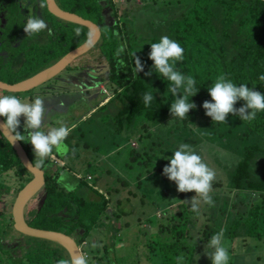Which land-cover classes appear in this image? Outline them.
<instances>
[{
    "label": "trees",
    "instance_id": "16d2710c",
    "mask_svg": "<svg viewBox=\"0 0 264 264\" xmlns=\"http://www.w3.org/2000/svg\"><path fill=\"white\" fill-rule=\"evenodd\" d=\"M60 1L62 10L93 21L102 28L97 44L100 55L109 66L106 76L111 84L113 96L99 109L97 108L98 111L102 113V110L108 109L114 101L118 100L121 107L117 109V112L110 114L119 127L122 126L123 120L120 118L122 115L127 118L128 124L139 119L142 122L141 126L145 124L156 126L169 119L174 124L172 126L174 133L188 129L186 135H191L190 139L194 138L193 141L196 143L197 135L194 129L199 128V132L209 143L236 156L237 163L229 173L227 181L229 190L249 193L251 196H257L258 200L256 202L252 200L245 218L234 219L227 226L223 242L227 241L225 244L230 251L236 248L235 244L239 239L241 241L263 240L264 111L257 113L256 118L250 122L229 114L223 124L212 122L211 118L205 115L202 104L205 101L211 102L208 88L220 75H224L237 86L246 84L247 87L264 95V81L259 80V76L264 75V0H141L144 6L150 5L151 11L161 14L155 21H148L141 39L132 29L134 25L137 29L136 22L131 21L132 24L129 19H125L124 24L127 25L130 22L132 32L129 26L120 29L118 20L111 27L105 26L102 7L99 3L101 0ZM108 1L110 4L111 0ZM111 6L115 12L112 3ZM113 15L115 17V13ZM63 23L66 26L63 28L62 51L58 54L47 51L51 62H45L37 69L31 70L27 77L47 69L61 56L63 57L85 42L88 33L86 28ZM74 27L81 29L79 37L75 35ZM130 33L133 35L130 36ZM162 36L175 40L184 49L183 59L175 62V69L186 76L193 77L196 81L195 89L198 91L196 95L189 97L190 102L195 104V108L190 110L187 118L183 120L172 117L170 114L169 107L174 97L167 91L168 82L152 70L153 62L148 59L150 44L158 42ZM120 45H124L125 50L120 57H116L115 53ZM136 57L143 65V71L139 73H136L134 68ZM118 59H122L126 67L118 66ZM149 72L152 74L146 75ZM146 92H153V102L147 107L142 99ZM180 94H183V89L180 90ZM243 104V101H237L234 107L239 109ZM94 115L89 117L90 121L94 122ZM97 121H99L98 124L105 122L102 119ZM111 131L115 134L119 133L113 129ZM111 131H109L110 134ZM8 147L10 148L9 145ZM51 157L56 160L58 158L60 161L57 160L58 163L54 164L50 160ZM64 158L66 156L60 158L55 151L53 156L46 158L45 166L50 169L52 175L47 176L42 193L35 195L28 202V207L34 206L35 211L27 224L37 229L61 232L73 239L75 237L78 246L88 243V246L81 251L82 254L87 255L88 264H91L93 260L94 264H124V261L119 260V257H122L120 253L112 252L116 250L115 247L111 250L107 246H102L100 251L98 247L92 248V244H89V235L95 229L94 225H96L95 231L107 228H104L102 224H108L111 217V212L108 211L109 200L101 195L99 200H96L95 191L88 185H82V182L78 181L64 166ZM16 163L19 164L18 159ZM21 168L25 170L22 165ZM60 172L64 179L69 176L73 180L72 185L76 179L78 188L75 189L77 187L75 186L74 190L61 195L60 189L63 188L56 186ZM30 180L31 175L24 185L26 186ZM89 193L94 196V199L88 198ZM43 196L45 198L41 205ZM94 201L99 202L98 207H94ZM110 210L112 211L111 208ZM176 215L178 218L172 225L160 226L159 224L158 230L151 236L153 241L147 243L149 244V260L153 264H177L175 258L181 253L184 254L183 264L192 262L193 245L185 248L181 243L188 231L187 212L184 210ZM3 255L8 254L5 251ZM12 259L10 264H56L60 259H69V255L64 248L53 242L24 237ZM137 263L139 264L138 261ZM0 264H2L1 260Z\"/></svg>",
    "mask_w": 264,
    "mask_h": 264
},
{
    "label": "rangeland",
    "instance_id": "374dc122",
    "mask_svg": "<svg viewBox=\"0 0 264 264\" xmlns=\"http://www.w3.org/2000/svg\"><path fill=\"white\" fill-rule=\"evenodd\" d=\"M111 1L120 29L129 26L132 32L131 21H134L137 29L135 25L132 29L137 32L140 39L148 21H155L161 15L151 11L150 5L144 6L141 0ZM125 19H129L132 24L129 22L125 25ZM132 35L133 33H130V36ZM48 48L46 46V49ZM98 49L96 44L72 61V64L57 78L42 87H36L31 94H28L30 96L18 97L22 101H31L36 96L44 99L47 111L42 131L59 127L58 122L71 128L64 141L68 147L63 161L64 166L77 175V180L81 181L82 185H88L95 191L96 200H99V195L109 200L108 211L111 212V217L108 224H102L107 228L95 231L96 225H94L95 229L89 235V244L95 243L100 251L102 246H107L111 250L115 247L116 250L112 252L120 253L122 257H119V260L124 261V264H138L137 261L139 264H153L149 260V244H147L153 241L152 234L158 230L159 224L172 225L178 218L176 213L185 210L189 223L187 235L181 242L182 246L188 248L193 245L194 256L191 264H212L206 255V252L212 251L206 248L208 240L222 229L225 237L227 226L234 219L245 218L252 200L254 199V202L258 200L257 196H251L249 193L229 190L227 181L229 173L237 163L236 156L209 143L199 132V128L194 129L197 135L196 143L193 141L194 138L190 139L191 135H186L188 129L174 133L172 127L174 124L169 119L160 125L141 126L142 122L139 119L128 124L127 118L122 115L120 116L123 120L122 126H117L110 113L117 112L121 107L118 100L108 109L102 110V113L98 111L113 96L111 84L106 76L109 66ZM43 59L46 63L51 62L48 54L47 58ZM40 61V58L36 62L31 61L29 67L38 66ZM4 63L6 62L2 65ZM26 76L24 70L21 74H14L11 79ZM0 77L8 79L4 75ZM82 81L91 86L83 93L75 87ZM61 102L64 104L62 109L57 107ZM92 114H95L94 122L90 121ZM100 118L106 123L98 124L97 120H101ZM20 125L24 126L23 117L20 118ZM112 129L119 133L115 134ZM17 131L23 134V130L17 129ZM109 131L112 133L110 134ZM181 143L191 145L204 162L216 172L210 193L214 205L201 203L198 213L191 211L190 205L182 202L191 200L195 193L178 192L175 183L163 175V168L168 164L167 158L172 156ZM30 157L34 161L33 152ZM43 169L51 175L49 168L45 166ZM60 175L61 172L58 176ZM87 177L90 179L88 180ZM66 179L68 185L73 184L69 176ZM59 180L56 181V186L63 188L60 191L61 195H64L68 191L64 186L66 183H58ZM77 180L75 179L74 186L78 185ZM14 186L18 187L17 180ZM77 188L78 186L75 189ZM88 198L91 200L94 196L89 193ZM93 204L94 207L99 206V202L94 201ZM25 209V219L29 222L34 215L35 207H28L27 203ZM14 237L16 240L19 235L15 232ZM27 240L30 242L29 239ZM245 240L239 239L235 244L236 248L228 251V264H264V239ZM226 242L224 241L223 244L227 248ZM87 246L88 243L80 245L81 251ZM91 264H94V260Z\"/></svg>",
    "mask_w": 264,
    "mask_h": 264
},
{
    "label": "clouds",
    "instance_id": "9594fccd",
    "mask_svg": "<svg viewBox=\"0 0 264 264\" xmlns=\"http://www.w3.org/2000/svg\"><path fill=\"white\" fill-rule=\"evenodd\" d=\"M45 4L46 0H40L41 7H44ZM47 28L48 26L42 18L36 15H28L23 30L27 35H32ZM50 33L51 30L49 29ZM75 35L77 37L81 35L80 28L75 29ZM93 39V34L87 33L84 47L90 46ZM124 50L125 46L120 45L116 50V57H120ZM183 52L184 49L178 42L168 36H162L158 42L150 44L148 56V59L153 62L152 70L168 82L167 91L174 97L169 107L170 114L172 117L181 120L187 118V113L195 108V104L190 102L189 97L196 95L198 91L195 89L196 81L193 77L186 76L175 69V62L183 59ZM134 64L136 73L143 71V65L138 57L134 59ZM117 65L122 68L126 67L122 59L117 60ZM151 74V72L146 73V75ZM259 80L264 81V75H260ZM75 87L83 93L91 86L82 81ZM181 89H183V94H180ZM208 95L211 97V102L205 101L202 107L205 110V115L210 117L212 122L225 124L229 114L250 122L256 118L257 113L264 111V95L247 87L246 84L237 86L224 75L218 76L215 83L211 84L208 88ZM142 99L146 107L150 106L153 102V92L144 93ZM237 101L244 102L239 109L234 107ZM57 107L62 109L64 107L63 102ZM46 111L44 99L40 96H36L31 101H22L15 95H0V118H3L2 123H0V130L10 136L13 141H25L32 146L35 159L29 162L28 167L34 169L44 168L46 158L53 156L54 151L60 156H66L68 152V147L64 141L71 128L62 122H58L60 123L59 127H51L46 132L42 131ZM21 117L24 120V132L27 131V136L21 135L17 131ZM167 159L168 164L163 168V175L175 183L178 192L195 193L191 200L182 202L189 204L190 210L197 213L201 203L213 206L214 201L210 193L212 182L216 177L215 170L209 167L187 143L179 144L177 150ZM57 163L58 161H56ZM73 175L77 179V175L74 173ZM63 179L64 177L61 175L58 183L62 182ZM64 186L68 191L74 190L75 187L67 184ZM223 238L222 229L208 240L206 248L212 249V251L206 252V255L212 264H228L229 253L223 244ZM91 247L95 248L97 245L93 243ZM175 259L177 264H183L184 254L181 253ZM56 264H88V259L86 254H81L69 259H60Z\"/></svg>",
    "mask_w": 264,
    "mask_h": 264
},
{
    "label": "flooded vegetation",
    "instance_id": "af4514ba",
    "mask_svg": "<svg viewBox=\"0 0 264 264\" xmlns=\"http://www.w3.org/2000/svg\"><path fill=\"white\" fill-rule=\"evenodd\" d=\"M53 1L55 5L61 9V1ZM99 3L101 4L104 16L107 17V23L109 24L110 22L108 16L110 15L114 19L115 24L116 19L113 15L115 12L112 10V1L110 4L108 0H101ZM28 15H36L37 17L42 18L46 22L48 28L38 34L27 35L23 28ZM63 22L65 21H62L56 17L54 18V16L49 13L47 1L45 6L41 7L40 0H0V75H4L6 78H8L5 80L3 77H0V95H15L20 97L22 95L31 94L35 88L28 91L14 93L3 89L1 86H11L31 78L26 76L24 78H15L14 80L11 79L14 74H21V72L24 70L26 71V74L29 75L31 70H35L41 65L45 64L46 60L44 61L43 58L46 57L47 51L49 49L50 51H54L56 54L62 51L63 28L66 26ZM98 28L102 33V28L99 26ZM49 29L51 30L50 34ZM74 29H76V27H74ZM46 46L49 48L46 49ZM38 58H40V62L42 63L39 62L38 66L33 65V67H29L30 62H36ZM61 58L62 56L58 59V61ZM3 62L6 63L2 65ZM71 64L72 62L61 72L38 87H42L46 83H49L50 81L57 78L58 75L66 70ZM0 120H3V118H0ZM17 129L23 130V134L27 136V131L24 132V126L20 125ZM18 142L21 145L25 155L32 162L33 160L30 157L32 146L25 141ZM16 157L17 156L13 147L0 132V253H2L0 255V260L2 264H10L13 261L12 258L15 256V252H17V249L19 248V243L24 239V237H27L15 231L12 215L13 205L17 194L19 193L20 189L25 186L24 182L28 180V177L30 178V173L25 168V170L21 168L22 164L20 163L18 157ZM16 159H18L19 164L16 163ZM57 160L60 161L58 158ZM41 170L43 171L46 182L47 176L49 177L48 172L45 169ZM50 174L52 175V173ZM60 177L58 176V179H60ZM15 180H17L18 183L17 188L14 186ZM62 182L66 183L67 185L69 184L66 178ZM25 211L26 209L24 208L23 218L27 223L25 219ZM15 232L19 235L16 240L14 237ZM76 240L77 239L74 237V241ZM5 251L8 255H3Z\"/></svg>",
    "mask_w": 264,
    "mask_h": 264
},
{
    "label": "water",
    "instance_id": "95a60500",
    "mask_svg": "<svg viewBox=\"0 0 264 264\" xmlns=\"http://www.w3.org/2000/svg\"><path fill=\"white\" fill-rule=\"evenodd\" d=\"M46 1L48 6V11L50 14H52L54 17L58 19H61L62 21L85 27L88 30V32H91L93 34L94 37L93 42L91 43L90 46L87 47H84V43H85L84 42L81 46L71 50L69 53L63 56L58 62L48 67L47 69L43 70L42 72L22 82L13 84L11 86L2 85L1 87L3 89H6L14 93H19L23 91L32 90L38 87L39 85L47 82L56 74H58L63 69H65V67L68 66L74 59H76L77 57L85 54L90 49H92L100 40L101 32L95 23H93L90 20H86L76 14L63 11L62 9H60L55 5L53 0H46ZM102 15H104L103 12ZM108 16L110 21L109 24L107 23L106 16H104L105 19L104 23L105 26L111 27L114 24V19L110 15ZM0 123H2V120H0ZM0 132L13 147L16 156L18 157L22 166L32 175V179L30 180V182L27 183L26 186L18 193L13 205L12 215H13L15 231H17L23 236H27L35 239L47 240L55 243L67 251L69 258L81 255L82 253L80 246H78L74 241V239L69 237L68 235L57 231L33 228L30 227L24 221L23 211L26 204L35 195L42 193L43 190L42 188L45 185L43 171L41 169H34L32 167H28V164L31 161L25 155L19 142L13 141L12 138L8 136L6 133H4L2 130H0ZM44 198L45 197L43 196V199L41 200V205L43 204Z\"/></svg>",
    "mask_w": 264,
    "mask_h": 264
},
{
    "label": "built area",
    "instance_id": "2783aa9c",
    "mask_svg": "<svg viewBox=\"0 0 264 264\" xmlns=\"http://www.w3.org/2000/svg\"><path fill=\"white\" fill-rule=\"evenodd\" d=\"M53 159V160H52ZM51 160L53 161L54 164H56V160L52 157ZM87 179L89 180L90 177H87Z\"/></svg>",
    "mask_w": 264,
    "mask_h": 264
},
{
    "label": "crops",
    "instance_id": "0c3cea01",
    "mask_svg": "<svg viewBox=\"0 0 264 264\" xmlns=\"http://www.w3.org/2000/svg\"><path fill=\"white\" fill-rule=\"evenodd\" d=\"M102 102V101H101Z\"/></svg>",
    "mask_w": 264,
    "mask_h": 264
}]
</instances>
